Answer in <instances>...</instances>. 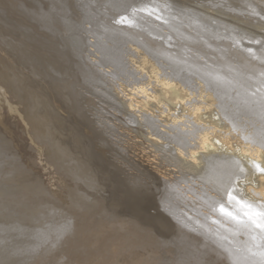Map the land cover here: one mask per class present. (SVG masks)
Instances as JSON below:
<instances>
[{"label":"bare ground","instance_id":"bare-ground-1","mask_svg":"<svg viewBox=\"0 0 264 264\" xmlns=\"http://www.w3.org/2000/svg\"><path fill=\"white\" fill-rule=\"evenodd\" d=\"M131 1L0 0V264H264L263 150L241 140L230 120L236 110L252 111L251 102L239 101L232 74L253 77L263 67L264 34L255 20L264 0H170L161 13L148 5L160 20L208 29L194 40L198 51L206 44L224 49L214 69L194 70L211 82L199 78L202 92L193 100L188 68L168 73L133 43L169 53L137 31L157 21L122 11ZM99 25L116 43L103 59L121 69L115 47L128 43L139 55L133 69L147 74L135 87L121 80L111 97L125 117L148 128L149 148L122 144L97 119V84L114 72L89 58L96 44L87 33ZM206 85L221 94L222 115ZM164 98L194 122L186 126L179 112L163 111ZM67 113L81 123L68 124ZM170 126L182 130L171 137L188 134L196 144L157 154ZM81 128L102 151L113 148L121 174L83 149ZM233 172L242 176L236 183Z\"/></svg>","mask_w":264,"mask_h":264},{"label":"rangeland","instance_id":"rangeland-1","mask_svg":"<svg viewBox=\"0 0 264 264\" xmlns=\"http://www.w3.org/2000/svg\"><path fill=\"white\" fill-rule=\"evenodd\" d=\"M165 2V3H164ZM170 3V0H132L131 3L125 8V10H122L126 12L129 15L137 14L138 12L145 16L148 22L150 20L157 21V23H151V24H145L142 25V27H138L137 31L149 35V37L154 38L157 40V42H160L164 44L165 47H163L165 50H168L169 53L167 54H159L157 53H151L149 49L141 42H133L136 45L139 46V49L142 50V52L148 53L154 60V62L157 64L159 68H163L168 73L171 72V69L179 66H185L189 69L190 72L185 71V74H187V80L186 85L189 87L190 92L194 95H192V100L194 98H198L201 90V85L199 86L197 83L199 82V78L204 79L206 83L211 82L209 79L205 77V75H201L194 71L197 68H200L202 70L205 69H214L215 66L213 64V61H216L217 58H221L219 53L223 54L224 49H217V47L212 48V45L206 44L204 50L198 51L197 46H195L196 41L194 40H204L202 36L206 33L205 37H208L209 30L204 28H196L195 26H189L187 24H184L185 21L183 19L182 23L180 19L174 18L173 21H163L157 18V16L153 15L152 13L147 12V9H150V11H153L154 9H151L149 7L150 5L158 6L157 12H164L167 9L168 4ZM149 5V6H148ZM145 8V9H144ZM162 9V10H161ZM258 19L255 20L257 23V31L263 32L261 34H264V15L257 17ZM261 20V21H260ZM160 22V24H158ZM181 23V26H177L178 28L175 29L171 26L173 23ZM163 24V25H161ZM157 25V26H156ZM159 25V26H158ZM161 25V26H160ZM157 31L156 34L152 33V28ZM197 26V25H196ZM109 31L108 29L104 28L102 25H99L97 27L91 28L90 31H88V37L90 42H94L96 44V47L89 48V50L93 51L92 56L89 58L95 59L97 64L98 70H105V71H114L113 75L111 74V77L106 78L109 80L108 83L106 81H103L106 84L99 83L97 88L98 95L100 99L96 98V101L99 103V106H101V113H99L98 120H102L104 122H108L106 126L109 128V130L114 134L115 139L122 144H126L128 146L132 145L133 143H137L140 146L144 147V149L150 147L149 139H148V128L142 126L141 124L135 123L133 120L129 119L128 117H125L119 109L118 106H115L112 102L111 97V90L114 89V85H121L120 81L123 80L124 84L126 86H134L137 84H140L141 82H145V79L147 78V74H139L136 72L131 64V59H137L138 54L134 51L133 45H130L128 43L121 46V48L118 46L115 47L119 51V58L122 62L121 69H116L113 67V64L109 60L103 59V52L105 50L112 49L116 43H114L113 38L111 37L110 33L106 32ZM205 30V31H204ZM208 30V31H207ZM259 33V34H260ZM166 35H171L174 37V39L168 38V40H165L167 38ZM206 39V38H205ZM93 45V44H91ZM114 45V46H113ZM257 50H259L262 46L258 45ZM240 50H244L243 47L239 48ZM264 53V52H263ZM261 51H256V54L258 56H261L263 54ZM217 62V61H216ZM259 65L264 67V61L258 60L257 61ZM238 61L235 60L233 63V67H237ZM258 67L255 68V70L252 71L253 77H244L238 73L232 74L235 75L238 83H239V89H241V95L240 102L247 103L251 102V108L252 111H241L236 110L235 116H232L231 125L235 128H231V130L243 141H249L251 144L256 145V147H260L263 151L262 159L264 158V111L262 110L264 107V68ZM146 77H142V76ZM231 74L227 73L226 77L232 76ZM219 78V77H218ZM218 79L216 78L215 81ZM209 84V83H208ZM106 85V86H103ZM210 85V84H209ZM205 89L212 93L214 100L216 101V112L223 114V109H220V100L222 99L221 94L217 89L212 88L211 86H205ZM114 98V97H113ZM168 99L164 98L162 100V103H160V107L163 111L166 113H177L179 112V115L181 118H183L184 125L190 126L194 119L191 117L189 111L184 112L182 106L179 105H171L169 109L166 107L168 104ZM197 100V99H196ZM188 100L186 103L184 102V106L186 109L190 108L192 105L189 103ZM224 101V100H223ZM222 102V100H221ZM159 108V107H158ZM157 108V110H158ZM159 108V109H161ZM160 111V110H159ZM68 114V113H67ZM69 115V114H68ZM185 115V116H184ZM72 119L67 120L68 124L77 125L80 124V120L78 117H76L74 114L69 115ZM104 118V119H103ZM106 120V121H105ZM170 124V122H169ZM83 127V126H82ZM79 128V127H77ZM176 128V129H175ZM170 126L171 131L169 132V136H165L163 140H161L160 144H157V154L161 155L165 151L170 149H174V146H179L180 148L189 149L192 148L195 144V138L192 136L184 135L183 140H176L171 135L175 134L178 135L179 131H182L179 129V127ZM168 130V129H167ZM79 134L81 135V146L83 149H91L93 150L95 154H97L100 158L103 159L107 164V169L110 172H117L118 174H121L117 169H114L113 167L118 168L119 170L123 171V165H119L114 161L113 155L115 154L113 148H108L106 151H102L101 144L98 140H94L91 135H88L89 132L85 128L79 129ZM91 136V137H90ZM161 152V153H160ZM162 158V156H161ZM162 162L163 159H161ZM262 161V160H260ZM110 162V163H109ZM165 163V162H164ZM237 172H242L241 169H238ZM258 171L264 174V166H260L258 168ZM126 172V171H125ZM44 173V172H42ZM235 176V183L236 180H240L242 176H237L235 172H233ZM122 177V176H121ZM154 212V211H152Z\"/></svg>","mask_w":264,"mask_h":264}]
</instances>
